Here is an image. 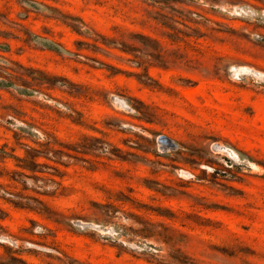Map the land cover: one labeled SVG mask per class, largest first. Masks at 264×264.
Here are the masks:
<instances>
[{
	"label": "rangeland",
	"instance_id": "rangeland-1",
	"mask_svg": "<svg viewBox=\"0 0 264 264\" xmlns=\"http://www.w3.org/2000/svg\"><path fill=\"white\" fill-rule=\"evenodd\" d=\"M0 264H264V0H0Z\"/></svg>",
	"mask_w": 264,
	"mask_h": 264
},
{
	"label": "bare ground",
	"instance_id": "bare-ground-1",
	"mask_svg": "<svg viewBox=\"0 0 264 264\" xmlns=\"http://www.w3.org/2000/svg\"><path fill=\"white\" fill-rule=\"evenodd\" d=\"M229 73H230V68H229ZM233 73L235 75H239L241 73L256 74V71H254L253 69L248 68V67H234L233 68ZM258 75H260V74H258ZM120 101H122V100H120ZM120 103L122 104V106H126L125 103H122V102H120ZM158 142H159V144H168V145L174 144V142L171 139H169L168 137H165V136H160L159 139H158ZM217 148L218 149L220 148L221 151H223V152H228V150H229V149H226L224 147H219V145H217ZM230 155H231V152H230ZM81 224L84 227L89 226V227H92V228H95V229H101V227L99 225H97L95 223H92V222H82ZM1 239H5V237L2 236ZM30 245L34 246V244H30Z\"/></svg>",
	"mask_w": 264,
	"mask_h": 264
}]
</instances>
